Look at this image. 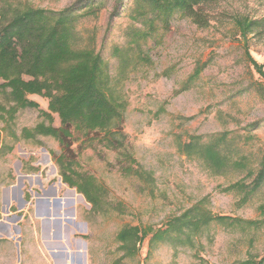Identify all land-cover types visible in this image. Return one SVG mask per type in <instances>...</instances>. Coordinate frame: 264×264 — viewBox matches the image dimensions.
Here are the masks:
<instances>
[{
    "label": "rangeland",
    "instance_id": "374dc122",
    "mask_svg": "<svg viewBox=\"0 0 264 264\" xmlns=\"http://www.w3.org/2000/svg\"><path fill=\"white\" fill-rule=\"evenodd\" d=\"M21 1L60 11L77 0ZM101 1L105 6L81 17L77 29L83 44L101 51L127 102L126 139L123 148L109 149L96 138L79 160L81 168L106 188L108 209L94 212L77 189L63 183L51 154L60 152L55 138L42 135L14 142L8 135L45 120L40 111L48 110L49 99L29 95L39 108L20 109L11 127L0 122L4 144L13 146L0 151V217L9 215L10 209L17 217L24 216L28 226L31 215L37 229L32 236L28 226L20 241L0 228V264H55L54 245L45 240L41 224L58 216L36 217L40 198L61 209L60 222L66 226L60 232V248L82 251V264H110L123 256L116 236L124 227L166 228L199 202L237 221L212 222L193 244H152L148 237L137 255L120 263L239 264L250 256L260 260L264 185L252 193L250 188H228L238 182L251 185L264 165V76L248 56L249 52L264 68V32L246 41L238 26L241 18H264V0H219L208 7L205 27L181 11L168 20L141 23L131 18L132 0L113 19L114 0H96L93 6ZM125 57L129 64L124 67ZM53 116L59 126V116ZM192 137L199 143L220 139L222 153L246 167L213 171L197 154L185 152L184 144ZM126 152L136 160L134 168L140 166L153 180L125 174L123 168L130 163ZM51 187L58 194L50 196ZM249 220L254 223H246ZM45 255L49 261L42 258Z\"/></svg>",
    "mask_w": 264,
    "mask_h": 264
},
{
    "label": "trees",
    "instance_id": "16d2710c",
    "mask_svg": "<svg viewBox=\"0 0 264 264\" xmlns=\"http://www.w3.org/2000/svg\"><path fill=\"white\" fill-rule=\"evenodd\" d=\"M95 1L77 0L69 7L56 11L21 0H0V122L11 127L20 109L39 108V103L29 98V95L48 98V110L40 111L44 121L34 128H23L21 133L12 130L8 135L14 142L20 139L36 140L42 135L55 138L59 142L60 152L51 154L59 167L63 183L77 189L92 204V210L100 213L109 206L106 188L95 175L81 168L79 156L84 149L91 147L96 138L109 149L124 147L127 102L116 89L101 51L83 44L84 38L77 29L81 17L88 13L94 14L105 6V2L101 1L95 8ZM129 1L114 0L113 19L127 7ZM132 1L131 18L141 23L168 20L174 13L181 11L193 18L200 27H205L209 23L206 14L208 7L219 0ZM238 26L241 36L248 41L264 32V18H241ZM132 41L137 39L133 38ZM248 56L260 75L264 76L263 65L254 60L249 52ZM128 64L129 58L125 57L124 67ZM53 114L59 116V126L54 124ZM7 126L4 130H7ZM194 138L184 144L185 152L197 154L213 171L246 167L243 161L229 160L222 153L220 139L199 143ZM0 148L2 152L13 149V146L4 144L1 131ZM126 158L130 163L123 168L125 174L138 177L148 175L152 179L151 174L141 170L140 166L134 168L136 160L129 152H126ZM263 185L264 165L251 185L238 182L228 189L250 188L248 193H252ZM231 219L237 221L230 216L217 215L203 202H199L182 215L174 217L166 228L154 230L152 227L143 229L126 226L116 236L123 256L110 264H121L124 257L137 255L138 247L148 237L152 244H193L194 237L212 222ZM246 223L254 222L249 220ZM239 264H264V257L257 260L250 256Z\"/></svg>",
    "mask_w": 264,
    "mask_h": 264
},
{
    "label": "crops",
    "instance_id": "0c3cea01",
    "mask_svg": "<svg viewBox=\"0 0 264 264\" xmlns=\"http://www.w3.org/2000/svg\"><path fill=\"white\" fill-rule=\"evenodd\" d=\"M52 192L49 193L50 196H54L57 193V188L56 187H51ZM52 199V198H51ZM43 201L46 202V204H44L43 208L41 209V202L39 204V207L36 210L35 216L37 217L38 215L40 216H52V215H56L58 216L56 219L52 218L50 219L49 217L47 218L46 222H44L43 224H41L42 230L43 232H45V240L46 241H51V243H53L54 246H52L51 250H52V256L55 260V264H60V262L62 264H82L84 261V254L82 251H73L72 248H68L67 250H62L60 248V240L63 239L62 234L60 235V232L62 230H64L63 228H65L66 224L64 222H60V215L61 213V209L55 208L54 209V204H52L50 201L48 202V200L44 199ZM10 204V201H9ZM60 206V204H59ZM7 208V207H6ZM62 208V207H61ZM9 209V208H8ZM41 209V211H40ZM51 212V214L49 213ZM7 216H5L2 220V222L0 223V228L3 232H6L7 234H10L12 232H16L17 233V237L20 239V241L23 239V235L25 230L28 228L29 226V231L30 234L33 236L34 233H36L35 231L33 232V230L37 229V224L34 221L35 219L33 217H31V215L28 216L27 218V222H28V226L24 223V216H20L17 217V214L13 213L10 209L7 210L6 212ZM76 214L75 217L76 218ZM0 217V220L2 219ZM68 227V225H67ZM78 248L79 250L82 249L81 248V242L78 241ZM32 251V250H31ZM45 261H49V257L47 255H45L44 257H42Z\"/></svg>",
    "mask_w": 264,
    "mask_h": 264
},
{
    "label": "built area",
    "instance_id": "2783aa9c",
    "mask_svg": "<svg viewBox=\"0 0 264 264\" xmlns=\"http://www.w3.org/2000/svg\"><path fill=\"white\" fill-rule=\"evenodd\" d=\"M10 235L13 236L14 239L17 238V233L16 232H12V233H10Z\"/></svg>",
    "mask_w": 264,
    "mask_h": 264
},
{
    "label": "water",
    "instance_id": "95a60500",
    "mask_svg": "<svg viewBox=\"0 0 264 264\" xmlns=\"http://www.w3.org/2000/svg\"><path fill=\"white\" fill-rule=\"evenodd\" d=\"M41 200L43 201L44 199L40 198V201H41ZM48 202H49V200H48ZM69 221H70V220H69Z\"/></svg>",
    "mask_w": 264,
    "mask_h": 264
}]
</instances>
